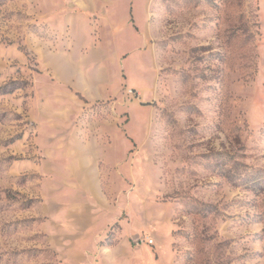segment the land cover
<instances>
[{"label": "rangeland", "instance_id": "1", "mask_svg": "<svg viewBox=\"0 0 264 264\" xmlns=\"http://www.w3.org/2000/svg\"><path fill=\"white\" fill-rule=\"evenodd\" d=\"M0 264H264V0H0Z\"/></svg>", "mask_w": 264, "mask_h": 264}]
</instances>
